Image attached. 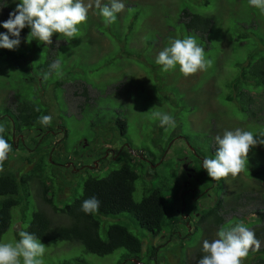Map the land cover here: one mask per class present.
I'll list each match as a JSON object with an SVG mask.
<instances>
[{
    "label": "rangeland",
    "instance_id": "1",
    "mask_svg": "<svg viewBox=\"0 0 264 264\" xmlns=\"http://www.w3.org/2000/svg\"><path fill=\"white\" fill-rule=\"evenodd\" d=\"M18 2L19 0L13 1L15 7L11 6L12 9H0V23L8 19L9 13L16 8ZM84 2L87 4L89 0ZM101 2L110 6V0H101ZM122 2L125 4L124 10L119 15L116 14L115 22L110 25L105 23L99 10L93 7L89 10L88 16L93 15L94 12L93 18L97 22L92 23V26L86 23L82 27L78 25L79 31L71 41L66 42L67 38L54 34L52 39L57 42L52 41L55 45L52 50L51 47L38 43L37 46L42 50L41 60L53 64L59 62V67H50L51 76L47 78L49 85L43 86V89L35 92L27 81H21L18 85L21 90L24 89L27 96L36 94L49 107L50 116L61 117L58 122L68 129V136L65 140L62 135L64 133L45 137L37 146L25 140L30 145V151H21L16 147L14 153L8 154L11 171L18 175L28 171L33 163L29 165L26 157L30 154L36 155L39 149L44 150L46 154L52 152L57 160L60 157L64 159L63 154L67 157L72 156L67 150L70 152L71 148L77 145L78 152L75 154L83 156L82 164L87 167L84 172L74 173L72 176H70V167L61 170V173L66 174L67 180L72 179L76 184L74 189L63 186L61 199L54 202L57 208H62L73 201L77 192L81 191L80 185L88 176L105 177L118 167L116 161L108 159L105 166H97L96 158L89 150L92 143L100 150H97V154L105 150L107 152L116 150L122 144L129 149L131 144L132 151L127 149L128 154L125 151L120 155L117 153L119 161H123L122 159L126 157L133 159V151L137 149L155 152L153 141L159 129H163V142L172 135V141L166 147L163 161L168 160L175 164L173 167L176 169V178L180 183L176 203H181L182 195L188 194L186 188L195 190L197 187V178L192 173L196 162L192 160L193 156L189 155L188 148L202 147L203 150L205 148L207 150L211 145L213 147L216 136L222 137L225 131H234L237 128L252 131L255 125H261L260 130L264 132V111L258 113L255 119H245L239 111V108L243 107L242 103L238 100L228 102L224 98L230 90L233 91V88L229 89L226 84L232 82L237 75H241L242 70L247 69L252 62L264 57V13L250 6L248 0H122ZM183 9L208 16L212 20L211 31L205 45H201L204 41L200 37L187 33L188 36L192 35L197 44L204 49L205 59L212 61L211 66L206 70L198 71L189 77H184L179 72L178 66L174 70L163 72L162 66L156 64L159 52L170 46L172 40L187 37L183 24L174 21L175 16ZM25 28L20 34V38L24 41L30 32L28 27ZM90 29L91 37H94L93 41L90 37ZM4 32L6 31L0 30V33ZM2 54L0 52V55ZM6 64H9L8 59L0 58V109L9 110L16 106L12 89L17 85L19 72H22V69L18 64L17 67L8 69ZM38 73L45 74L46 71ZM244 89L262 91L252 92L250 95L255 100L256 106L263 105V85L256 88L244 86ZM85 102V109L79 112V106ZM157 111L172 115L176 126L174 128L161 126L159 119L154 118L153 115ZM117 119L125 121L123 137H120L118 128L111 130L108 126L115 125ZM91 124L99 129L104 125L105 131L102 132L101 129L95 132L96 135H92ZM253 133L258 135L256 132ZM177 134L186 136L185 141L176 137ZM110 141L114 143L110 144ZM91 148L94 149L93 146ZM179 149L183 151L182 156L177 155ZM206 150L203 155L206 154ZM202 157V155L199 157L200 160L203 159ZM212 157L215 158V155L209 151L208 158ZM161 169L165 176L167 168ZM148 171L150 170H145L144 179L140 177L136 183L135 201H140L139 187L142 182H146L145 175ZM146 177L151 179L149 176ZM247 178H255L262 185L259 194H256L255 190L250 191L252 188L256 190L257 188L255 181ZM224 180L226 191H223V196L231 202V206L235 205L237 212L233 215L244 212L246 214L244 225L256 234L246 222L252 223L255 219L260 222L261 219L260 215L251 212L255 204L262 202L264 198V145L250 149L243 172L233 179L229 176ZM245 188L248 192H245ZM239 189L244 191L243 197L235 204V200L228 199V196L233 197L229 193L233 191L232 194L236 195ZM214 193L219 196L216 190ZM214 201L215 198L208 196L196 204L193 201L189 208L201 213L202 210L211 207ZM31 203L29 210L26 211L28 214L32 208ZM260 205L264 209V205ZM179 209L180 207L176 208L174 213H179ZM14 213L15 216L18 214L16 218H19V211ZM194 217L196 218L197 215ZM229 218L230 215L225 217L226 220ZM56 220L65 222L62 217ZM108 220L125 226L142 240L144 246L151 240L155 247L159 245L156 258L161 264H186V262L198 264L197 250L202 248L204 238L208 237L203 229L194 230L195 232L189 237L185 236L186 230L184 231V227L181 226V231H178L174 238L165 233L164 241H161L152 238L127 215ZM196 220L193 219L191 231L195 229ZM17 224L18 222H14V226ZM12 233L13 231H8L1 243L18 240ZM179 234L181 238L177 237ZM211 235H209L210 242L217 238L215 231L211 232ZM255 237L260 241V237ZM45 247L46 251L42 257L44 264L56 263L59 259H80V257L85 261L82 264H115L124 253L123 249H119L110 256L100 258L92 254H83L78 244H74L71 249L68 245ZM250 252L252 250L249 254ZM156 258L154 257L152 261ZM143 261H146V257ZM249 261L245 259L242 264H247Z\"/></svg>",
    "mask_w": 264,
    "mask_h": 264
},
{
    "label": "trees",
    "instance_id": "2",
    "mask_svg": "<svg viewBox=\"0 0 264 264\" xmlns=\"http://www.w3.org/2000/svg\"><path fill=\"white\" fill-rule=\"evenodd\" d=\"M13 1L0 0V9H12L11 6L15 7ZM117 14L119 15V13ZM93 15H95L94 12ZM93 15L88 16V19L84 23L92 26V23L97 22L93 18ZM174 21L178 24H183V30L186 31L185 35L187 37V33L193 34L204 41L201 45L206 44L212 26V20L208 16L183 9L175 16ZM83 24H80L81 27ZM91 29L90 37L92 33ZM0 30L5 29L0 27ZM93 38L91 37L92 41ZM20 40L21 43L17 48L13 50H0L3 53L0 55V58L4 60L8 59L9 61V64H6L8 69L17 67V64L22 69V72H19L17 85L12 89L14 90L16 106L9 110L7 108L0 109V124H3L6 129L3 137L12 145V151L9 153H14L17 150L16 147L21 151H27L30 149L28 142L37 146L40 140L45 137L55 136L58 133H64L62 134L64 140L68 136V129L59 124L58 121L61 117L58 115L56 117L51 116L52 122L49 126H42L39 121L43 116H50L49 107L36 94L34 96H27L24 93V89L21 90L18 87L21 81H27L35 92L42 89V86L47 83V78L51 76L52 68L50 67L53 64L50 61L48 63L46 60H41L42 50L37 46L40 43L39 41L31 40L30 42H26L27 39L24 41L23 38H20ZM53 45L54 43L49 47L53 49ZM42 71H46V73H38ZM241 73L232 82L226 84V87L229 89L233 88V91L230 90L224 98L228 102L233 100L240 101L243 105V107L239 108L242 116L245 119H255L258 113H263L264 103L263 105L256 106V102L250 94L262 91H256L255 89L246 91L244 86L251 88H256L259 85L264 86V57L257 62H252ZM46 75L47 78H45ZM85 105L86 102L79 106L78 111L82 112L85 109ZM108 126L111 130H115V127L118 128L120 137L125 135L126 125L124 120L117 119L115 125ZM90 127L96 128L94 130L91 128L92 135L95 132L101 131V129L102 132L105 131L104 125L101 129L94 124H91ZM260 128L261 125H255L252 131L259 134L263 132ZM12 134L14 135V140L12 139ZM151 134L153 135V133ZM162 137L163 129H159L154 138L155 141H153L156 147L155 152L137 149L133 151L135 152L133 159L130 160L126 157L122 159L123 161H119V155L124 151L128 154V147L126 145L122 144L117 147V149L123 147L122 151L117 155V149L110 150L108 153L105 150L97 154L100 151L99 148L94 143L90 144L89 150L94 154L97 166H105L107 159L116 161L120 166L118 165L116 169L111 170L105 177L88 176L83 184L80 185L81 191L77 192L73 201L65 204L62 208H57L54 202L57 199H61L63 186L74 189L76 183H73L72 179L67 180L66 174L64 172L61 173L56 167L58 162L52 152L46 154L44 150L39 149L36 154L38 157L35 154L27 156L28 164L33 163V165L28 171L19 175L11 171L9 161L6 159L4 170L0 172V243L4 235L8 234V231H13L12 234L18 240L19 232L27 231L34 234L43 245L49 246V248L68 245L71 249L74 244H78L81 246L83 254H92L100 258L110 256L115 251L123 249L124 253L115 264H136L135 260L141 264H161V261L156 258V251L159 245L155 247V244L151 240L147 241L144 246L142 240L132 234L125 226L110 222L108 219H116L127 215L139 228L147 231L152 238L160 239L161 241H164L165 233L174 238L175 234L181 231L180 227L183 226V230H186L184 232L185 236L188 237L197 229L205 230L208 237H205L204 240L210 242L211 237L209 235L212 236L211 232L215 231L217 236V232L222 227L230 228L237 223L243 222L246 214L243 212L234 216L233 214L237 212L235 205L234 207L231 206V202L223 196V191H226L225 180L212 181L202 167L203 160L208 158L209 151L215 155L217 150L216 141H214L213 147L211 145L207 150L206 148L203 150L202 147H194L193 149L187 147L189 155L191 154L193 156L192 160L196 162L192 173L197 178V187L195 190L186 188L188 194L184 193L180 198L181 203H176L178 201L177 195L180 190V183L176 178V169L173 167L175 164L168 160L163 161L166 147L172 141V135L169 136L166 142L162 141ZM183 137L185 141L186 136L183 135ZM25 140H28V142H25ZM113 143L110 141V144ZM130 145L128 150L132 151ZM77 147L78 145L72 147L70 152L67 150V153L72 155L70 159L67 156L63 159V162H70L71 160L74 162L71 167L74 170H71L70 176L75 171L76 173H80L84 172L85 168H87L82 164L81 158L83 156H76L75 154V152H78ZM74 148L77 150L73 151ZM205 150L206 154L203 155ZM182 154L183 151L179 149L177 155L182 156ZM201 155L203 156L202 160L199 158ZM162 167L167 168L165 176L162 174ZM147 169L150 170L145 175L147 183L142 182L139 187L140 201H135L134 192L136 183L140 177L144 179V171ZM246 170L249 172L248 169ZM159 172H161L160 175ZM146 176H149L151 179H148ZM247 179L254 180L255 187L257 188V190L252 188L250 191L255 190L256 194H259L262 185L255 178ZM214 190L218 192L219 196H216ZM245 192H248V189L245 188ZM232 193L233 191L229 194L233 197L228 196V199L235 200L234 203L237 204L236 201H239L243 197L242 193L244 191L239 189L236 195ZM93 196L100 201L99 212L86 215L81 211L82 202ZM208 196L215 198L211 207L202 210L201 213H196L189 208L193 201L196 204V202ZM245 198L247 197L245 196ZM262 200V202L255 204L254 210L256 214L261 216V221L264 222V209L260 205H264V198ZM30 203L32 204V208L28 214L26 211L29 210ZM178 207H180L179 213L175 214L174 212ZM17 210L19 211V218H16L18 214L15 216L16 213H14ZM196 215L197 217L195 218L194 216ZM227 215H230V218L226 220L225 217ZM57 216L64 218L65 222H58L56 220ZM193 219H197V223L194 226L195 229L191 231ZM14 222H18V224L14 226ZM246 223L249 225L248 222ZM255 230H257L255 231V236L261 238L260 248L257 251L252 250L245 259L250 260L247 264H264V223ZM158 236L161 238H158ZM177 237L181 238V234L177 235ZM59 243L62 244L59 245ZM197 254V261L205 255L202 248L197 250ZM144 257H146V261H143ZM154 257L156 260L152 261ZM82 262L84 263L85 261L80 257V259H59L56 263L46 262L45 264H82ZM166 262L169 263L167 260Z\"/></svg>",
    "mask_w": 264,
    "mask_h": 264
},
{
    "label": "clouds",
    "instance_id": "3",
    "mask_svg": "<svg viewBox=\"0 0 264 264\" xmlns=\"http://www.w3.org/2000/svg\"><path fill=\"white\" fill-rule=\"evenodd\" d=\"M248 2L250 6L264 13V0ZM93 7L99 10L105 23L110 25L115 22L116 14L124 10L125 4L122 0H110V6L102 4L101 0H89L87 4L84 0H19L16 8L9 13L8 19L0 24L6 30L0 33V49L17 48L21 43V30L25 27L30 29L26 42L36 40L50 46L52 41L57 42L52 39L54 34L67 38L66 42L71 41L79 31L77 26L88 19L89 10ZM156 64L162 66L163 72H169L178 66L179 72L184 77H189L206 70L212 61L205 59L204 49L197 44L196 39L188 36L172 40L170 46L159 52ZM51 67L58 68L59 62ZM48 85L46 83L44 86ZM153 115L159 119L161 126H176L173 116L168 113L157 111ZM39 122L42 126H49L52 117L43 116ZM5 131V126L0 124V172L4 170V162L12 151V145L3 137ZM215 141V158L204 159L202 167L212 181H220L229 176L235 178L245 170L250 149L264 145V132L254 135L252 131L237 128L234 131H225L222 137L216 136ZM57 162L62 165L68 163L63 162L62 157ZM72 163L74 162L71 160L67 165L70 170L73 169ZM56 167L60 171L67 170V167ZM99 207L100 201L93 196L82 202L81 211L86 215L95 214L99 212ZM251 214H256L255 210ZM248 223L254 230L263 225L261 219L260 222L255 219ZM259 248L260 241L256 239L255 233L240 222L230 228L222 227L217 232V238L211 242L204 240L202 251L205 255L198 264H242L250 250L257 251ZM45 251L46 247L34 234L20 231L19 240L0 243V264H44L42 257Z\"/></svg>",
    "mask_w": 264,
    "mask_h": 264
},
{
    "label": "flooded vegetation",
    "instance_id": "4",
    "mask_svg": "<svg viewBox=\"0 0 264 264\" xmlns=\"http://www.w3.org/2000/svg\"><path fill=\"white\" fill-rule=\"evenodd\" d=\"M176 137L184 138L182 134H181V135H178V134H177ZM12 139L14 140V135H13V134H12ZM23 142H24V141H23ZM26 147H27V146H26ZM122 149H123V147H120L119 149H117V152L120 153V152L122 151ZM30 150H31V149H29V151H30ZM107 153H108V152H107ZM107 153H106V154H107ZM68 163H70V162H68ZM68 163H66L65 165H62V164L58 163V166L68 167V166H67ZM71 165H72V164H71Z\"/></svg>",
    "mask_w": 264,
    "mask_h": 264
},
{
    "label": "water",
    "instance_id": "5",
    "mask_svg": "<svg viewBox=\"0 0 264 264\" xmlns=\"http://www.w3.org/2000/svg\"><path fill=\"white\" fill-rule=\"evenodd\" d=\"M135 263H136V264H141V263H140V262H138L137 260H135Z\"/></svg>",
    "mask_w": 264,
    "mask_h": 264
}]
</instances>
